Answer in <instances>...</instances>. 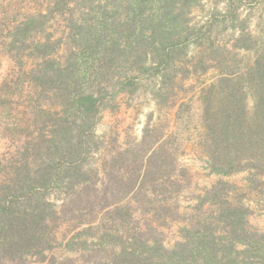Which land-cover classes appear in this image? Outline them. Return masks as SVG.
<instances>
[{
    "label": "trees",
    "instance_id": "obj_1",
    "mask_svg": "<svg viewBox=\"0 0 264 264\" xmlns=\"http://www.w3.org/2000/svg\"><path fill=\"white\" fill-rule=\"evenodd\" d=\"M204 1L40 0L13 27L10 47L16 58L29 53L24 73L41 102L18 157L0 162V264H264V231L223 181L198 196L180 240L165 247L158 227L175 219L168 202L186 172L149 123L140 142L107 154L100 167L90 162L103 147L97 125L104 111L118 110L147 81L158 82L164 102L173 93L176 69L197 57L190 45L201 48L207 39L191 24ZM56 18L64 23L57 38L48 26ZM252 134L241 148L253 154L249 163L264 159V127L260 140ZM216 148L212 173L250 167L238 157L222 159ZM252 166L264 175V160ZM65 224L73 232L60 241ZM57 247L81 262L49 259Z\"/></svg>",
    "mask_w": 264,
    "mask_h": 264
},
{
    "label": "rangeland",
    "instance_id": "obj_2",
    "mask_svg": "<svg viewBox=\"0 0 264 264\" xmlns=\"http://www.w3.org/2000/svg\"><path fill=\"white\" fill-rule=\"evenodd\" d=\"M38 1L0 0V162L3 163L18 157L25 137L33 130V107L41 102L24 73L32 64L29 53L22 52L16 58L10 47L13 27L32 12ZM191 18V24L202 29L207 39L201 48L190 45V56L197 57L176 69L178 77L173 93L164 102L156 96L158 82L147 81L139 93L123 97L118 110L104 111L97 125L103 147L90 160L100 167L107 154L140 142L149 123L154 140H160L172 154V163L174 156L178 170L186 172L180 173L182 189L168 202L172 212H178L173 214L175 219H166L158 227L168 249L180 240V228L191 220L198 196L219 181L229 184L227 189L233 201L250 209L251 225L264 231V175L261 169L252 166L264 159L254 156L253 163H249L253 154L241 149L251 141L252 133V139L260 140L264 127V0H206L193 10ZM48 26L57 38L64 23L56 18ZM242 37L244 41H240ZM234 128L238 134L233 138ZM216 147L222 159L238 157L250 167L226 176L212 173L210 154ZM250 179L254 182L251 186ZM58 232L62 241L72 235L73 226L65 224ZM48 258L81 262L77 254L67 253L62 247L52 250ZM28 264L42 263L33 259Z\"/></svg>",
    "mask_w": 264,
    "mask_h": 264
}]
</instances>
